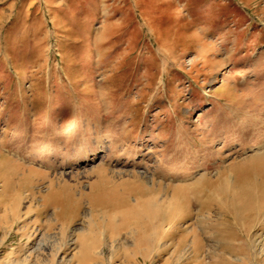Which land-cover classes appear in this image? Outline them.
<instances>
[{
    "label": "rangeland",
    "instance_id": "obj_1",
    "mask_svg": "<svg viewBox=\"0 0 264 264\" xmlns=\"http://www.w3.org/2000/svg\"><path fill=\"white\" fill-rule=\"evenodd\" d=\"M0 264H264V0H0Z\"/></svg>",
    "mask_w": 264,
    "mask_h": 264
},
{
    "label": "bare ground",
    "instance_id": "obj_2",
    "mask_svg": "<svg viewBox=\"0 0 264 264\" xmlns=\"http://www.w3.org/2000/svg\"><path fill=\"white\" fill-rule=\"evenodd\" d=\"M77 129H78L77 123L73 122V124H69L67 126H64L62 129V133L63 134H73L77 131ZM136 202L139 204L136 207L135 206H128V209H130L128 215L130 216V218L135 220L132 223L130 221V223L132 224L131 226H134V233H135V235H137V241L139 243H142V242H146V239H147V236H145V234L142 232V230L151 228V226H152L151 218H152V215L154 213V211L152 209L154 208L155 204H152V202L150 200L139 201L137 199ZM126 204L127 203H124V205H126ZM141 204H144L145 206H141ZM123 214H125L124 216H126V214H127L126 211ZM126 219H125V221H126ZM152 230H153V228H152ZM149 235H151V234H148V237H149ZM82 240L83 241L81 242V249L84 251L83 252V259H89L90 256L93 254V253L90 254L89 252L94 247H96L98 245L97 244L98 241L95 242L93 240L86 239V238H84ZM144 253H145V250L142 251V249L136 245L133 247V250L128 252L127 257L132 258L133 256L134 257H137L139 255L144 256Z\"/></svg>",
    "mask_w": 264,
    "mask_h": 264
}]
</instances>
